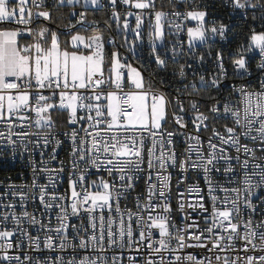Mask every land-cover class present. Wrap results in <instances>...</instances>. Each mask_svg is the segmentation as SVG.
I'll use <instances>...</instances> for the list:
<instances>
[{"label":"snow or ice","instance_id":"obj_1","mask_svg":"<svg viewBox=\"0 0 264 264\" xmlns=\"http://www.w3.org/2000/svg\"><path fill=\"white\" fill-rule=\"evenodd\" d=\"M223 6L264 26V0ZM209 15L197 0H0V164L10 151L31 171L0 182V264H264V31L230 73L209 40L232 27ZM206 57L215 71L198 74ZM169 70L174 95L153 79Z\"/></svg>","mask_w":264,"mask_h":264},{"label":"built area","instance_id":"obj_2","mask_svg":"<svg viewBox=\"0 0 264 264\" xmlns=\"http://www.w3.org/2000/svg\"><path fill=\"white\" fill-rule=\"evenodd\" d=\"M198 3L207 6V10L210 13L209 17L207 18L209 22L212 20H218L222 21L225 24H229L232 27V31L228 36L227 40H221L219 37H216L215 39L209 40V46H211L213 52L212 55L213 57L215 56L216 51H222L225 58H226V63L225 67L229 68V72L231 73L232 69L230 67V64L228 63V58L231 56L232 53L236 51V49L240 46V44H246L247 39L250 36V29L255 28L257 32L264 31V26H261L258 21H252L251 16L253 13H249L248 16L241 17L238 12L234 13L231 8L224 7L223 6V0H197ZM118 10L124 11L123 6H121L118 3ZM82 10V9H81ZM95 11V10H92ZM135 11V10H134ZM104 12H107L108 15H110V9H105ZM131 19V18H130ZM146 31L145 29V36H146ZM177 37L175 36H168L166 40L169 42L168 47H171L173 43L176 42ZM179 40H186L187 37L181 33L178 37ZM198 52L200 53H206V46H198L197 49ZM207 59V57H206ZM259 56L258 54H254V59L253 62L250 64V67L255 69V63L258 62ZM151 62L155 63L153 60ZM183 62V60H181ZM192 63L193 68L196 69L197 73H204L206 75H210L211 72L215 71L214 67V60L213 59H207V63L204 66L198 67L195 61H190ZM191 71V70H189ZM259 75V73H256L253 71V76L250 78L252 80V83H256L255 77ZM189 79H192L190 76ZM231 82H236V83H246L247 81L245 80H238L234 76H230L228 81H225V85L231 83ZM181 83H175L172 87V92L169 93V95H174L175 91L179 88H182ZM162 90V89H161ZM164 91V90H163ZM191 128V126H190ZM185 147L183 141H179V151H182L183 148ZM5 158L8 159V163L6 164H0V182H3L4 184H7L9 182H14V183H22V182H31L30 177H31V171L30 169L26 168V161L21 160L19 157L16 158V160L13 162L11 158V152L8 151L5 154ZM60 158L66 159V155L64 152L60 153ZM38 159V156H37ZM192 177V180H195L196 177L192 175L191 173L189 174ZM178 175L174 176L173 178V184H175L176 179H178ZM43 182V181H42ZM191 182V181H189ZM67 185L65 184L64 187ZM201 186H203V181H201ZM183 187V186H182ZM62 190V189H61ZM4 191L3 186H0V192ZM175 191V189H174ZM39 207V205H37ZM31 208V206H30ZM75 222V221H74ZM31 231V229H29ZM35 234V233H34ZM193 252H197L199 250H189ZM46 255V253H45Z\"/></svg>","mask_w":264,"mask_h":264},{"label":"trees","instance_id":"obj_3","mask_svg":"<svg viewBox=\"0 0 264 264\" xmlns=\"http://www.w3.org/2000/svg\"><path fill=\"white\" fill-rule=\"evenodd\" d=\"M101 16H104V18H107L109 15L107 12H104V11L100 13H97L96 11H89L88 13L89 19H92V18L99 19ZM167 44L169 45L168 41H167ZM141 47L143 50L142 54L144 57V60H142L141 62L145 64V67H148L150 64L151 68L155 70L156 65L155 63L151 62V58L149 57L150 48H149V45L147 44L146 36H145V43ZM153 79L161 80V83H158L156 87L161 88L164 91H169V89H171L169 93L172 92V87L177 82V78L172 74L170 70L166 73H163L160 77H153Z\"/></svg>","mask_w":264,"mask_h":264}]
</instances>
